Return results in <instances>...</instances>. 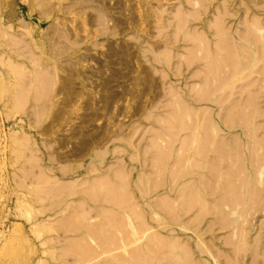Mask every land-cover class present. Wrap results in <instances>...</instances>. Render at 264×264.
<instances>
[{
    "label": "rangeland",
    "instance_id": "rangeland-1",
    "mask_svg": "<svg viewBox=\"0 0 264 264\" xmlns=\"http://www.w3.org/2000/svg\"><path fill=\"white\" fill-rule=\"evenodd\" d=\"M263 35L264 0H0V264H264Z\"/></svg>",
    "mask_w": 264,
    "mask_h": 264
},
{
    "label": "bare ground",
    "instance_id": "bare-ground-1",
    "mask_svg": "<svg viewBox=\"0 0 264 264\" xmlns=\"http://www.w3.org/2000/svg\"><path fill=\"white\" fill-rule=\"evenodd\" d=\"M193 1H195V0H193ZM195 3H197V2H195ZM199 3H200V2H199ZM222 17H223V16H222ZM222 17H220L219 19L221 20ZM196 18H197V17H196ZM219 19H218V20H219ZM218 20H217V21H218ZM182 21H183V20H182ZM255 22H257V21H255ZM255 22H253V24H255ZM183 23H185V22H183ZM219 23H220V21H219ZM256 24H257V23H256ZM216 25H218V24H216ZM219 26H220V25H219ZM219 26H218V27H219ZM222 26H223V25H222ZM256 26L259 27L258 30H259L260 32L263 33V29H262L260 26H258V25H256ZM256 26H255V29H257ZM227 28H228V27H227ZM218 29H219V28H218ZM250 29H251V28H250ZM219 30H222V29H219ZM250 31H251V30H250ZM250 31H249V32H250ZM223 32H224V31H223ZM252 32H253V31H252ZM220 33H221V32H219V35H220ZM226 33H227V32H226ZM226 33H225V36H227ZM258 33H259V32H258ZM262 33H260V34H262ZM223 34H224V33H223ZM249 34H250V33H249ZM252 35H254V34H252ZM256 35H257V34H256ZM217 36H218V35H217ZM223 36H224V35H223ZM253 37H254V36H253ZM263 37H264V35H263ZM224 38H225V37H224ZM224 38H223V37L221 38V39H222V42H221L222 45H223V42H226V41H224V40H227V38H225V39H224ZM235 38H236V37H235ZM235 38H234V39H235ZM256 38H257V37H256ZM256 38H255V39H256ZM191 39H192V38H191ZM218 39H219V38H218ZM259 39H260V38H259ZM199 40H200V39H199ZM202 40H204V38L201 39L200 42H202ZM227 41H228V40H227ZM236 41H237V40H236ZM263 41H264V38H263ZM203 42H204V44L207 43V42H205V40H204ZM201 44H202V43H201ZM207 44H208V43H207ZM216 44H217V43H216ZM226 44H227V46H224V47H228V42L225 43V45H226ZM261 44H262V43H261ZM200 46H201V45H200ZM206 46H207V45H203V47H206ZM214 46H215V45H214ZM219 46H221V45H219ZM229 46H230V45H229ZM245 46H246V45H245ZM249 46H250V45H249ZM203 47H201V48H202V51H203ZM207 47H208V46H207ZM207 47H206V48H207ZM201 48H200V50H201ZM237 48H238V47H237ZM221 49H222V46H221ZM224 49H225V48H224ZM227 49H228V48H227ZM227 49H225V50L227 51ZM205 50H206V49H205ZM222 50H223V49H222ZM250 50H251V49H250ZM192 51H194V50H192ZM192 51H191V52H192ZM207 51H208V49H207ZM209 51H210V50H209ZM228 51H229V50H228ZM240 51H241V50H240ZM251 51H252V50H251ZM211 52H212V51H211ZM217 52H218V51H217ZM217 52H215L216 55H217ZM201 53H202V52H201ZM205 53L207 54L206 51H205ZM209 53H210V52H209ZM219 53H220V55L222 56L221 58H223V57H224V56H223L224 53H223V55H222L221 52H219ZM219 53H218V54H219ZM226 53H227V52H226ZM259 53H260V52H259ZM206 54H205V55H206ZM210 54H211V53H210ZM210 54H209V55H210ZM230 54H231V52H230ZM241 54H242L243 56L245 55V54H243V53H241ZM192 55H193V54H192ZM205 55H203V57H204ZM207 55H208V54H207ZM209 55H208V56H209ZM226 55H228V54H226ZM200 56H201V55H200ZM211 56H212V55H210L209 57L213 59V57H211ZM218 56H219V55H218ZM232 56H233V55H232ZM250 56H251V55H250ZM250 56H248L249 59H250ZM259 56H260V55H259ZM226 57H227V56H225V58H226ZM190 58H191V57H190ZM206 58H207V57H206ZM206 58H205V59H206ZM221 58H219V59H221ZM228 58H229V56H228ZM228 58H227V60H229ZM243 58H244V57H243ZM245 58H247V55H246ZM195 59H196V58H195ZM201 59H202V58H201ZM230 60H231V59H230ZM7 61H8V60H7ZM188 61H189V59H188ZM213 61H214V60H213ZM225 61H226V60H225ZM233 61H235V60H233ZM9 62H10V61H9ZM255 62H256V61H255ZM210 63H213V62H210ZM231 63H232V61H231ZM234 63H236V62H234ZM242 63H244V61H243ZM257 63H258V62H257ZM9 64H10V63H9ZM228 64H229V62H228ZM228 64H227V66H228ZM11 65H12L11 67H12V69H13V73H14V74H17V75H18V74L20 75L19 70H20L21 68L18 67L19 70H17V65H16V64H15V65H14V64H11ZM225 65H226V64H225ZM233 65H234V64H233ZM238 65H239V64H238ZM241 65H242V64H241ZM215 66H216V65H215ZM235 66H236V65H235ZM8 67H9V65H8ZM220 67H221V66H219V68H220ZM229 67H230V65H229ZM249 67H250V66H249ZM213 68H214V67H213ZM225 68H226V67H225ZM231 68H232V67H231ZM231 68H230V71H231L232 73H235V71L232 70V69L235 68V67L233 66V68H232V69H231ZM242 68H244V67L242 66V67H241V70H243ZM250 68H251V67H250ZM26 69H27V68H26ZM210 69H212V68H210ZM220 69H221V68H220ZM237 69H238V66H237ZM214 70H215V69H214ZM223 70H224V69H223ZM225 70H227V69H225ZM248 70H249V69H248ZM238 71H239V70H238ZM213 72H214V71H213ZM245 72H246V71H245ZM247 72H248V71H247ZM210 73H211V72H210ZM225 73H226V72H225ZM227 73H228V72H227ZM238 73H239V72H238ZM42 74H43V73H42ZM207 74H208V73H207ZM213 74H214V73H213ZM230 74H231V73H230ZM230 74H229V75H230ZM251 74H254V73H251ZM22 75H23V74H22ZM29 75H31V74H29ZM35 75H36V74H35ZM43 75H44V74H43ZM219 75H220V74H219ZM245 75H246V74H245ZM23 76H24V75H23ZM32 76H34V75H32ZM44 76H45V75H44ZM46 76H48V75H46ZM46 76H45V77H46ZM212 76H213V75H212ZM225 76H226V75H225ZM246 76H249V75H246ZM45 77H44V78H45ZM219 77H220V76H219ZM219 77H218V78H219ZM221 77H222V76H221ZM226 77H227V76H226ZM32 78H35V76L32 77ZM44 78H43V79H44ZM48 78H49V77H48ZM211 78H212V77H211ZM211 78H210V79H211ZM214 78H215V77H214ZM240 78H241V77H240ZM240 78H239V79H240ZM43 79H42V80H43ZM49 79H51V78H49ZM208 79H209V78H208ZM222 79H223V78H222ZM222 79H221V80L219 79V80L222 81ZM243 79L246 80V77L243 78ZM243 79H242V80H243ZM22 80H24L23 77H22ZM45 81H46V80H45ZM237 81H238V80H237ZM17 83H18V82H17ZM30 83H31V85H32V81H30ZM234 83H236V82H234ZM19 84H20V83H18V86H20ZM24 84H25V83H24ZM230 84H231V82H230ZM29 85H30V84H29ZM46 85H48V84H46ZM208 85L210 86V85H212V83H211V84H208ZM214 85H215V84H214ZM7 86H8V85H7ZM16 86H17V84H16ZM24 86H25V85H24ZM24 86H23V88H24ZM36 86H37V85H36ZM209 86H208V87H209ZM227 86L229 87L228 83H227ZM230 86H231V85H230ZM232 86H233V85H232ZM10 87H11V86H10ZM29 87L32 88L31 86H29ZM29 87H27L28 90H29ZM40 87H41V86H40ZM42 87H43V86H42ZM202 87H203V86H202ZM211 87H212V86H211ZM220 87H221V85H220ZM234 87H235V86H234ZM234 87H233V88H234ZM35 88H36V87H35ZM35 88H34V89H35ZM24 89H25V88H24ZM42 89H45V88H42ZM42 89H41V90H42ZM201 89H202V88H201ZM204 89H205V88H204ZM213 89H214V88H213ZM225 89H226V88H225ZM37 90H38L37 92L39 93L40 90H39V89H37ZM46 90H47V88H46ZM202 90H203V89H202ZM209 90H210V89H209ZM16 91H17V92H20V91H18V90H16ZM34 91H36V90H34ZM47 91H48V90H47ZM203 91H204V90H203ZM207 91H208V90H207ZM210 91H211V90H210ZM49 92H50V91H48L47 94H49ZM225 92H226V91H225ZM208 93H209V92H208ZM211 93H212V92H211ZM22 94H23V93H22ZM24 94H25V93H24ZM44 94H45V93H44ZM225 94H226V93H225ZM229 94H230V93H229ZM254 94H256V91H255ZM254 94H253V95H254ZM45 95H46V94H45ZM45 95H44V96H45ZM200 95H201V97H202V94H200ZM203 95H204V94H203ZM205 95H206V94H205ZM251 95H252V94H251ZM253 95H252L251 98H253ZM207 96H208V95H207ZM249 96H250V95H249ZM254 96H255V95H254ZM16 97H18V96L16 95ZM255 97H256V96H255ZM22 98H23V97H22ZM22 98H21V99H22ZM45 98H46V96H45ZM13 99H14V98H13ZM19 99H20L19 97H18V98H15V99H14V100H15L14 103L17 104V102H18L17 100H19ZM253 99H254V98H253ZM258 99H259V98H258ZM23 100H24V98H23ZM254 100H255V99H254ZM12 101H13V100H12ZM16 101H17V102H16ZM25 101H26V100H25ZM216 101H217V99H216ZM250 101H251V99H250ZM250 101H249V102H250ZM252 101H253V100H252ZM20 102H21V101H19L18 103H20ZM23 102H24V101H23ZM181 102H182V101H181ZM212 102H213V101H212ZM219 102H220V101H219ZM245 102H246V101H245ZM247 102H248V100H247ZM249 102H248V103H249ZM14 103H13V106H14ZM221 103H222V102H221ZM253 103H254V102H253ZM182 104H183V102H182ZM259 104H260V103H259ZM184 105H185V104H184ZM186 105H187V104H186ZM247 105H248V104H247ZM255 105H256V104H255ZM17 106H18V108H19V107L21 106V104H20V105L17 104ZM179 106H180V104H179ZM252 106H254V105L252 104ZM184 108H185V107H184ZM247 108H248V107H247ZM256 108L259 109L258 107H256ZM19 109H20V108H19ZM245 109H246V108H245ZM249 109H252V111L254 110L253 108H249ZM233 110H234V109H233ZM180 111H181V110H180ZM203 111H204V110H203ZM235 111H237V110H235ZM250 111H251V110H250ZM250 111H249V114L251 113ZM258 111H259V110L255 111V112H258ZM183 112H184V111H183ZM208 112H209V111H208ZM241 112H242V111H241ZM243 112H244V111H243ZM260 112H261V113H260V115H261V114H262V111H260ZM177 113H178V112H177ZM185 113H186V112H185ZM209 113H210V112H209ZM258 113H259V112H258ZM181 114H183V113H181ZM193 114H194V113H193ZM195 114H196V112H195ZM238 114H239V112H238ZM251 114H252V113H251ZM263 114H264V113H263ZM183 115H184V114H183ZM189 115H190V112H189ZM201 115H202V114H201ZM216 115H217V114H216ZM231 115H233V114H231ZM231 115H230V116H231ZM252 115H253V114H252ZM254 115H255V113H254ZM256 115H257V113H256ZM256 115H255V116H256ZM260 115H258V116H260ZM176 116H177V115H176ZM176 116H174V117H176ZM178 116H179V115H178ZM184 116H185V115H184ZM184 116H183V117H184ZM234 116H235V115H234ZM239 116H240V115H239ZM239 116H238V117H239ZM258 116H256V117H258ZM261 116H262V115H261ZM250 117H252V116L250 115ZM184 118H186V117H184ZM190 118H191V117H190ZM200 118H201V117H200ZM210 118H211V117H210ZM229 118H231V117H229ZM243 118H244V117H243ZM247 118H248V117H247ZM253 118H255V117L253 116ZM253 118L249 120V125H248V126H252ZM186 119H187V118H186ZM211 119H212V118H211ZM225 119H226V118H225ZM248 119H249V118H248ZM248 119H247V120H248ZM191 120H193V118H192ZM200 120H201V119H200ZM196 121H197V118H196ZM229 121H230V120H229ZM238 121H239V120H238ZM244 122H245V121H244ZM176 123H177V122H176ZM176 123H175V124H176ZM224 123H225V122H224ZM229 123H231V122H229ZM242 123H243V122H242ZM188 124H189V123H188ZM193 124H194V122H193ZM208 124H209V122H208ZM208 124H207V125H208ZM211 124H212V123H211ZM239 124H240V123H239ZM246 124H247V123H246ZM258 124H259V122H258ZM258 124H257V125H258ZM171 125H172V124H171ZM191 125H192V124H191ZM229 125H230V124H229ZM254 125H255V124H254ZM174 126H177V128H178V125H174ZM243 126H244V124H243ZM245 126H246V125H245ZM248 126H247V127H248ZM193 127H194V126H193ZM195 127H196V126H195ZM207 127H208V126H206V128H207ZM236 127H237V126H236ZM247 127H246V128H247ZM190 128H191V127H190ZM198 128H199V127H198ZM211 128H212V127H211ZM218 128H219V127H218ZM250 128H251V127H250ZM250 128H249V129H250ZM188 129H189V126H188ZM199 129H201V128H199ZM208 129H210V128H208ZM214 129H215V127H214ZM251 129H252V128H251ZM257 129H258V127H257ZM184 130H185V129H184ZM216 130H218V129H216ZM193 131H194V130H193ZM220 131H222V130H220ZM251 131H252V130H251ZM251 131H250V133H251ZM177 132H178V131H177ZM253 132H254V130H253ZM255 132H256V131H255ZM216 133H217V132H216ZM246 133H247V132H246ZM198 134H199V132H198V133H195V135H194V137H193V138H195V143H196L197 140H198L197 142H199V140H200ZM210 134H212V133H210ZM255 134H256V133H255ZM205 136H206V135H205ZM219 136H220V135H219ZM250 136H251V135H250ZM253 136H254V135H253ZM251 137H252V136H251ZM251 137H250V138H251ZM209 138H210V137H209ZM222 138H223V136H222ZM258 138H260V137H258ZM261 138H262V137H261ZM189 139H190V138H189ZM210 139H211V138H210ZM162 140H163V139H162ZM204 140H206V138H205ZM207 140H208V139H207ZM253 140H254V139H253ZM17 141H18V140H17ZM163 141H165V140H163ZM256 141H257V139H256ZM15 142H16V141H15ZM260 142H261V141H260ZM262 142H263V141H262ZM169 143H170V142H169ZM189 143H190V142H189ZM199 143H200V142H199ZM205 143H206V142H205ZM205 143H204V144H205ZM233 143H234V142H233ZM187 144H188V142H187ZM187 144H186V146H187ZM212 144H213V143H212ZM15 145H16V144H15ZM15 145H14V146H15ZM219 145H220V144H219ZM260 145H261V144H260ZM201 146H202V145H201ZM203 146H205V145H203ZM210 146H211V145H210ZM223 146H224V145H223ZM207 147H208V146H207ZM213 147H214V145H213ZM186 148H188V147H186ZM194 148H195V147H194ZM208 148H209V147H208ZM210 148H211V147H210ZM210 148H209V150H210ZM217 148H218V147H217ZM27 149H28V148H27ZM184 149H185V148H184ZM204 149H206V147H205ZM257 149H258V148H257ZM260 149H264V148H263V145H262V147H260ZM188 150H189V148L187 149V151H188ZM23 151H24V150H23ZM28 151H29V150H28ZM202 151H203V150H202ZM219 151H220V150H219ZM192 152H193L192 156L195 157V156L198 154V148H195V150L193 149ZM203 152H205V151H203ZM205 153H206V152H205ZM220 153H222V151H221ZM223 153H224V152H223ZM228 153H229V152H228ZM261 153L264 154V152H261ZM24 154H25V153H24ZM239 154H240V153H239ZM21 155H22V154H21ZM168 155H169V154H168ZM183 155H184V154H183ZM186 155H187V153H186ZM258 155H259V154H258ZM162 156H163V155H162ZM164 156H165V154H164ZM164 156H163V158H164ZM205 156H206V155H205ZM209 156H210V155H209ZM219 156H220V155H219ZM234 156H235V155H234ZM252 156H253V155H252ZM260 156H261V155H260ZM262 156H263V158H262V160H263V159H264V155H262ZM167 157H169V156H167ZM180 157H181V156H180ZM188 157H189V156H188ZM210 157H211V156H210ZM217 157H218V156H217ZM253 157H254V156H253ZM19 158H20V156H19ZM231 158H232V157H231ZM160 159H161V158H160ZM164 159H165V158H164ZM181 159H182V158H181ZM256 159H257V158H256ZM179 160H180V158H179ZM182 160H183V159H182ZM209 160H210V159H209ZM226 160H227V159H226ZM254 160H255V159H254ZM260 160H261V159H260ZM262 160H261V161H262ZM161 161H162V160H161ZM165 161H166V160H165ZM194 161H195V160H194ZM194 161L192 160L190 166H191V165H194V164H193ZM256 161H258V160H256ZM210 162H211V161H210ZM162 163H163V162H162ZM179 163H180V161H179ZM194 163H196V161H195ZM227 163H228V162H227ZM233 163H234V161H233ZM256 163H259V161L256 162ZM260 163H261V162H260ZM165 164H166V163H165ZM165 164H164V165H165ZM214 164H215V163H214ZM252 164H253V163H252ZM214 166H215V165H214ZM216 166H217V165H216ZM216 166H215V168H216ZM230 166H231V165H230ZM253 166H254V165H252V167H253ZM32 167H33V166H32ZM27 168H28V167H27ZM209 168H210V167H209ZM250 168H251V167H250ZM177 169H178V168H177ZM204 169H205V168H204ZM211 169H212V168H211ZM211 169H210V170H211ZM217 169H218V167H217ZM217 169H216V170H217ZM243 169H245V166H244ZM257 169H259V170H258V171H259V174L262 175V174H263V169H264V163L262 162V164H261L260 166L258 165V168H257ZM257 169H255V170H257ZM161 170H163V169H161ZM218 170H219V169H218ZM255 170H254V172H255ZM24 171H26V170L24 169ZM179 171H180V170H178V172H179ZM213 171H214V170H213ZM258 171H257V172H258ZM26 172H27V171H26ZM180 172H181V171H180ZM231 172H232V170H231ZM231 172H229V173H231ZM243 172H244V171H243ZM173 173H174V172H173ZM176 173H177V172H176ZM187 173H189V170H188ZM221 173H223V172H221ZM255 173H256V172H255ZM181 174H182V173H181ZM209 174H210V173H209ZM214 174H215V173H214ZM217 174H218V173H217ZM24 175H26V174H24ZM27 175H28V174H27ZM185 175H186V174H185ZM218 175H219V174H218ZM173 176H174V175H173ZM175 176H176V175H175ZM179 176H180V175L178 174V177H179ZM200 176H201V175H200ZM216 176H217V175H216ZM257 176H258V175H257ZM262 176H263V175H262ZM47 177H48V176H47ZM229 177H230V176H229ZM253 177H254V176H253ZM24 178H25V176H24ZM26 178H27V177H26ZM30 178H31V177H30ZM45 178H46V176H45ZM174 178H176V177H174ZM256 178H257V177H256ZM31 179H32V178H31ZM233 179H234V178H233ZM233 179H232V181H233ZM21 180H22V179H21ZM121 180H122V179H121ZM216 180H217V178H216ZM230 180H231V179H230ZM230 180H228V181H230ZM243 180H244V179H243ZM123 181H124V179H123ZM232 181H231V182H232ZM35 182H36V181H35ZM233 182H234V181H233ZM233 182H232V183H233ZM236 182H237V181H236ZM236 182H235V183H236ZM241 182H242V181H241ZM260 182H262V181L260 180ZM36 183H37V182H36ZM118 183H119V182H118ZM118 183H117V184H118ZM229 183H230V182H229ZM237 183H238V182H237ZM237 183H236V184H237ZM246 183H247V182H246ZM246 183H245V184H246ZM97 184H98V186L95 185V187H94L95 189H98V188L105 189V187H104L105 184L102 185V183H101V185H102L101 187H100L99 183H97ZM107 184H108V182H107ZM111 184H112V183H111ZM215 184H216V183H215ZM241 184H242V183H241ZM29 185H30V184H29ZM33 185H34V184H32V186H33ZM93 185H94V184H93ZM119 185H120L121 189H120V187H119L118 185H117L116 187H119V189L122 191V194H123V195L121 194V191L119 190V192H120V193H119V196H120V194L122 195V196H120V199H121V198H122L124 195H126V193H127V192L125 193V191H126V185H127V184L125 185V183H124V184L122 183V185H121V184H119ZM123 185H124V187H123ZM193 185H194V184H193ZM211 185H212V184H211ZM226 186H227V185H226ZM233 186H234V185H233ZM238 186L241 187L240 185H238ZM245 186H246V185H245ZM247 186H248V184H247ZM252 186H253V185H252ZM27 187H28V186H27ZM102 187H103V188H102ZM91 188H92V187H91ZM184 188H186V187H184ZM244 188H245V187H244ZM31 189H32V188H31ZM92 189H93V188H92ZM92 189H91V190H92ZM95 189H94V190H95ZM107 189H108V188H107ZM250 189H251V185H250ZM254 189H255V188H254ZM263 189H264V188H263ZM115 190H116V189H115ZM115 190H114V192H115ZM181 190H182V189H181ZM194 190H196V189H194ZM194 190H193V191H194ZM245 190H246V189H245ZM251 190H253V189H251ZM33 191H34V190H33ZM99 191H101V190H99ZM116 191H117V190H116ZM227 191H228V190H227ZM229 191H230V190H229ZM261 191H262V190H261ZM263 191H264V190H263ZM263 191H262V192H263ZM94 192H95V191H94ZM94 192H93V194H94ZM96 192H97V191H96ZM96 192H95V193H96ZM108 192H109V191H108ZM196 192H197V190H196ZM196 192H195V193H196ZM234 192H236V191H234ZM245 192H246V191H244V193H245ZM100 193H101V192H100ZM109 193H110V192H109ZM111 193H112V192H111ZM146 193H147V192H146ZM180 193H181V192H180ZM200 193H201V192H200ZM212 193H213V192H212ZM96 194H97V193H96ZM113 194H114V193H113ZM116 194H118V192H117ZM190 194H191V193H190ZM190 194H189V196H190ZM192 194H193V192H192ZM196 194H197V193H196ZM196 194H195V195H196ZM226 194H227V193H226ZM245 194H246V193H245ZM245 194H243V195H245ZM105 195H106V194H105ZM109 196H110V195H109ZM113 196H114V195H113ZM199 196L202 197L201 194H200ZM232 196H234V195H233V191H232ZM238 196H239V195H237V196H235V197H238ZM240 196H241V195H240ZM95 197H97V196H95ZM95 197H94V200H95ZM104 197H105V196H104ZM111 197H112V196H111ZM111 197H108V198H111ZM193 197H194V196H193ZM193 197H190V198H193ZM224 197L226 198V196H224ZM241 197H242V196H241ZM258 197L263 198V197L260 196V195H259ZM91 198H92V197H91ZM97 198H98V197H97ZM106 198H107V197H106ZM114 198H115V197H114ZM181 198H182V199L184 198L183 200H185V197H184V196H181ZM239 198H240V197H239ZM261 198H260V200H261ZM92 199H93V198H92ZM112 199H113V198H112ZM120 199H119L118 203H121V202L124 201L123 198H122L123 201L120 202ZM126 199H127V198H126ZM182 199H181V200H182ZM194 199H195V198H194ZM203 199H205V198H203ZM232 199H233V197H232ZM242 199H243V197H242ZM252 199H254V198H252ZM94 200H93V201H94ZM108 200H110V199H108ZM177 200H178V199H177ZM220 200H221V199H220ZM237 200H238V198H237ZM106 201H107V200H106ZM175 201H176V200H175ZM189 201H192V200H189ZM198 201H199V200H198ZM222 201H223V200H222ZM227 201H228V199H227ZM258 201H259V200H258ZM126 202H127V201H125V203H126ZM232 202H233V201H232ZM234 202H237V203H238V201H236V200H235ZM114 203L117 204V202H114ZM123 203H124V202H123ZM175 203H176V202H175ZM182 203H184V202H182ZM189 203H190V202H189ZM191 203H192V202H191ZM222 203H223V202H222ZM224 203H226V202L224 201ZM247 203H249V202H247ZM252 203H253V202H252ZM256 203H257V202H256ZM121 204H122V203H121ZM177 204L179 205V201H177ZM201 204H202V203H201ZM220 204H221V203H220ZM228 204H229V202L227 203V205H228ZM235 204H236V203H233V205H235ZM221 205H222V204H221ZM247 205H248V204H247ZM203 206H204V205H203ZM222 206H224V204H223ZM228 206H230V208H231L232 205L229 204ZM235 206H236V205H235ZM243 206H244V204H243ZM248 206H249V205H248ZM188 207H189V205H188ZM190 207H192V206H190ZM201 207H202V206H201ZM232 207H233V206H232ZM118 208H119V207H118ZM121 208H122V207H121ZM129 208H130V207H129ZM203 208H204V207H203ZM233 208H234V207H233ZM235 208H236V207H235ZM239 209H241V208H239ZM178 210H179V209H178ZM181 210H182V209H181ZM200 210H201V209H200ZM203 210H204V209H203ZM236 210H237V209H236ZM239 211H240V210H239ZM201 212H202V211H201ZM232 212L235 213V212H236L235 209H233ZM244 212H245V211H244ZM244 212H243V213H244ZM243 213H242V214H243ZM78 214H79V213H78ZM78 214H77V215H78ZM134 214L136 215V213H134ZM206 214H207V213H206ZM206 214H205V215H206ZM246 214H247V213H246ZM73 215H74V214H73ZM79 215H80V214H79ZM116 215H118V214H116ZM129 215H130V214H129ZM142 215H143V214H142ZM142 215H141V217H142ZM201 215H202V214H201ZM244 215H245V214H244ZM244 215H243V216H244ZM127 216H128V215H127ZM132 216H133V215H132ZM136 216H138L137 218L140 217L139 215H136ZM179 216H180V215H179ZM117 217H118V216H117ZM117 217L115 216V218H117ZM133 217H134V216H133ZM175 217H177V216H175ZM79 218H80L81 221H82V219H83L84 217H83V218L79 217ZM118 218H119V217H118ZM76 219H77V218H76V216H75L74 221H75ZM101 219H102V218H101ZM113 219H114V218H113ZM119 219H120V218H119ZM119 219H118V220H119ZM125 219H126V218H125ZM135 219H136V218H135ZM141 219H142V218H141ZM141 219H140V220H141ZM72 221H73V220H72ZM78 221H79V219H78ZM81 221H80V223H81ZM99 221H100V220H99ZM123 221H124V220H123ZM173 221H175V220H173ZM228 221H229V220H228ZM75 222H76V221H75ZM83 222H84V221H83ZM110 222H111V221H110ZM110 222H109V224H110ZM118 222H119V221H118ZM124 222H125V221H124ZM138 222H139V221H138ZM72 223H73V222H72ZM99 223H100V222H99ZM116 223H117V222H116ZM141 223H142V222H141ZM227 223H228V222H227ZM73 224H74V223H73ZM75 224H77V222H76ZM81 224H82V223H81ZM123 224H125V223H123ZM128 224H129V223H128ZM230 224H231V223H230ZM61 225H62V224H61ZM87 225H88V224H87ZM104 225H105V224H104ZM104 225H103V226H104ZM110 225H111V224H110ZM226 225H227V224H226ZM112 226H113V225H112ZM125 226H126V225H125ZM142 226H143V225H142ZM228 226H230V225L228 224ZM228 226H227V227H228ZM242 226H243V225H242ZM54 227H55V226H54ZM61 227H62V226H61ZM61 227H57V228H61ZM74 227L76 228V227H78V226L76 225V226H74ZM105 227H107V226H105ZM126 227H127V226H126ZM181 227H183V226H181ZM224 227H225V226H224ZM48 228H49V226H48ZM52 228H53V227H52ZM79 228H80V227H79ZM91 228H92V227H91ZM94 228H95V226H94ZM101 228H102V227H101ZM122 228H123V225H122ZM183 228H184V227H183ZM225 228H226V227H225ZM242 228H244V227H241L240 230H241ZM95 229H96V228H95ZM111 229H112V228H110V230H111ZM116 229H117V228H116ZM139 229H140V228H139ZM141 229H142V235H143L144 238H145V235H144V234H146L147 231H145V233H144V231H143L144 228H141ZM141 229H140V231H141ZM184 229H187V227H185ZM104 230H105V229H104ZM117 230H118V229H117ZM123 230H125V229H123ZM123 230L121 229V231H123ZM135 230H136V229H135ZM149 230H150V228H149ZM240 230L237 229V232L240 231ZM58 231H60V229H59ZM86 231H87V229H86ZM88 231H89V229H88ZM90 231H93V230H90ZM90 231H89V232H90ZM94 231L96 232V234H98L96 230H94ZM100 231H101V230L99 229V232H100ZM102 231H103V230H102ZM105 231H107V230H105ZM242 231H243V230H242ZM242 231H240V233H241ZM103 232H104V231H103ZM116 232H117V231H116ZM118 232H119V231H118ZM126 232H127V231H126ZM149 232H150V231H149ZM245 232H247V229H245L244 233H245ZM87 233H88V232H87ZM100 233H101V232H100ZM106 233H107V232H106ZM108 233H109V232H108ZM110 233H111V231H110ZM123 233H124V232H123ZM151 233H152V232H151ZM91 234H92V233H91ZM93 234H94V232H93ZM114 234H115V233H114ZM153 234H155V232H154ZM157 234H158V233H157ZM241 234L243 235V232H242ZM82 235H83V234H82ZM82 235H81V236H82ZM100 235H101V234H100ZM112 235H113V234H112ZM117 235H118V234H117ZM123 235H124V234H122V236H121L122 239L124 238ZM126 235H127V234H126ZM126 235H125V236H126ZM245 235H246V236H245ZM245 235L243 236V239H244V237H245L244 241H247V234H245ZM81 236H80V238H81ZM85 236H86V238H87V235H85ZM89 236H90V235H89ZM95 236H96V235H95ZM97 236H99V235H97ZM97 236H96V237H97ZM109 236H111V235H108V234H107L108 239H109ZM140 236H141V234H140ZM90 237H92V236H90ZM101 237H103V236H101ZM101 237H100V238H101ZM104 237H106V236H104ZM112 237H113V236H112ZM115 237H116V235H115ZM135 237H136V236H135ZM152 237L154 238V235H153ZM157 237H158V235L155 237V240H156V241H157ZM240 237H241V236H240ZM77 238H79V237H77ZM80 238H79V239H80ZM86 238H85V239H86ZM113 238H114V237H113ZM137 238H138V237H137ZM141 238L143 239L142 236H141ZM153 238H152V239H153ZM258 238H259V237H258ZM81 239H83V238H81ZM81 239H80V240H81ZM105 239H106V238H104V240H105ZM110 239H111V238H110ZM120 239H121V238H120ZM149 239H151V236L149 237ZM152 239H151V240H148V241H149V242H152ZM159 239H161V238H158V242H160L161 245H164L163 243L166 244V242H165L166 240L161 239L162 241H164V242L162 243V241H161V240L159 241ZM98 240H99V239H98ZM101 240L104 241L103 239H100V241H101ZM114 240H115V239H114ZM239 240H240V239H239ZM85 241H86V240H85ZM112 241H113V239L111 240V242H112ZM116 241H117V239H116ZM121 241H123V240H121ZM153 241H154V240H153ZM242 241H243V240H242ZM257 241H258V240H257ZM87 242H89V241H87ZM109 242H110V241H109ZM113 242H114V241H113ZM118 242H119V241H118ZM118 242H116V243H118ZM123 242H126V241H123ZM128 242L131 243L130 241H128ZM128 242H126V243H128ZM149 242H146V243L148 244ZM158 242H157V244H158ZM90 243H91V242H90ZM96 243H97V241H96ZM100 243H101V242H100ZM103 243H105V242H103ZM169 243H170V242H169ZM171 243H172V241H171ZM176 243H177V242H176ZM179 243H180V242H179ZM199 243H200L201 246H203V247L205 248L206 251H209V252L211 253V251L209 250V246H208L207 244H205V242H203V241L201 240V242L199 241ZM82 244H84V243H82ZM82 244L80 243L81 246H78V245H77V241H76V243H75V242L70 243V244L68 245V247H67V252H68V250H69V251H71V253H72V252L75 253V254L77 253L79 256H81V257L85 256L86 258H88L86 255H88V256L90 255L89 258L93 259V256H91V251H92L93 249H91V248L88 249V247H86L85 245H82ZM86 244H89V243H86ZM97 244H98V243H97ZM107 244H108V243H107ZM119 244H120V243H119ZM131 244H133V243H131ZM150 244L153 245L152 243H150ZM150 244L147 245V246H149V248L152 247ZM155 244H156V243H155ZM160 244H159V245H160ZM167 244H168V243H167ZM111 245H112V244H110V246H111ZM116 245H117V244H115V246H116ZM168 245H169V244H168ZM176 245H178V244H176ZM256 245H257V242H256ZM119 246H120V245H119ZM119 246H118V247H119ZM122 246H123V245H122ZM124 246L127 247V246H129V244H128L127 246H126V245H124ZM131 246H132V245H131ZM150 246H151V247H150ZM178 246H179L178 248H181V243H180V245H178ZM134 247H135V246H134ZM154 247H155V246H154ZM161 247H162V246H161ZM175 247H176V246H175ZM116 248H117V247H116ZM121 248H122V247H120V248H118V249L121 250ZM129 248H130V247H129ZM135 248H137V247H135ZM138 248H140V247H138ZM144 248H145V247H144ZM146 248H147L146 250L149 249L148 247H146ZM152 248H153V247H152ZM159 248H160V247H159ZM162 248H163V247H162ZM166 248H167V247H166ZM184 248H185L184 250L187 251L186 247H184ZM124 249H125V248H124ZM127 249H128V247L126 248V250H127ZM202 249H203V248H202ZM112 250H113V249H112ZM112 250H111V251H112ZM128 250H129V249H128ZM132 250H134L133 253H129V252H131ZM146 250H145V249H143V250H141V249H140V250L137 249V250H136V249H133V248H132V249H130V251H128V254H129V255L132 254V255H130V257L133 256L132 258H136V257H140V255H141L142 253H143V254H142L141 256H144V253L146 254V252H147ZM157 250H158V249H157ZM148 251H149V250H148ZM155 251H156V250H155ZM155 251H154V252H155ZM64 252H65V250H64ZM93 252H94V251H93ZM93 252H92V253H93ZM95 252H96V251H95ZM115 252H116V251H115ZM119 252H120V251H119ZM150 252H151V251H150ZM168 252H169V251H168ZM182 252H183V248H182ZM184 252H185V251H184ZM73 253H72V254H73ZM98 253H99V252H98ZM106 253H108V252H106ZM113 253H114V252H113ZM126 253H127V252H126ZM148 253H149V252H148ZM148 253H147V255H148ZM186 253H187V252H186ZM104 254H105V253H104ZM110 254H111V253H109L108 255H110ZM114 254H115V253H114ZM161 254H162V253H161ZM188 254H189V252L187 253V255H188ZM73 255H74V254H73ZM82 255H83V256H82ZM93 255H97V252H96V254H93ZM101 255H102V254H101ZM106 255H107V254H106ZM117 255H118V253H117ZM117 255H116V256H117ZM162 255H163V254H162ZM164 255H165V254H164ZM164 255H163V257H164ZM57 256L60 257L59 254H57ZM116 256H115V257H116ZM156 256H157V255H156ZM76 257H77V256H76ZM85 257H84V258H85ZM96 257H97V256H96ZM96 257H94V258L96 259ZM147 257H148V256H147ZM152 257H153V255H152ZM152 257H151V258H152ZM159 257H160V256H159ZM159 257H158V258H159ZM168 257H169V255H168ZM84 258H83V259H84ZM86 258H85V260H86ZM140 258H141V257H140ZM142 258H143V257H142ZM148 258H149V257H148ZM57 259H58V258H57ZM97 259H98V258H97ZM121 259H122V261H121L120 259H116L114 264H117L116 262H121V263L124 264L123 258H121ZM144 259H145V258H144ZM154 259H155V258H154ZM156 259H157V258H156ZM87 260H88V259H87ZM117 260H118V261H117ZM119 260H120V261H119ZM131 260H132V259L130 258V261H129V262H131ZM136 260H137V259H136ZM145 260H146V259H145ZM147 260H148V262H149V259H147ZM157 260H158V259H157ZM157 260H156V261H157ZM159 260H161V259H159ZM162 260H164V259H162ZM185 260H186V259H185ZM76 261H77V260H76ZM82 261H84V260H82ZM89 261H90V260H89ZM93 261H95V260L93 259ZM125 261H126V260H125ZM143 261H144V260H143ZM150 261H152V260H150ZM153 261H154V260H153ZM90 262H91V261H90ZM110 262H111V261L106 260L105 263H104V261H103L102 263H103V264H112V263H113V261H112V263H110ZM133 262H134V261H133ZM135 262H136V261H135ZM148 262H147V263H148ZM73 263H74V262H73ZM73 263H72V264H73ZM77 263H78V262H77ZM79 263H80V262H79ZM82 263H84V262H82ZM82 263H81V264H82ZM88 263H89V262H88ZM91 263H92V262H91ZM93 263H94V262H93ZM136 263H137V262H136ZM139 263L141 264L142 262H139ZM150 263H151V262H149V264H150ZM216 263H217V262H216ZM75 264H76V262H75ZM86 264H87V263H86ZM100 264H101V263H100ZM119 264H120V263H119ZM130 264H131V263H130ZM217 264H220V263H217Z\"/></svg>",
    "mask_w": 264,
    "mask_h": 264
}]
</instances>
